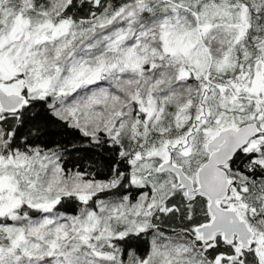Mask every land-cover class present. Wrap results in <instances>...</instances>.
I'll list each match as a JSON object with an SVG mask.
<instances>
[{
  "label": "snow or ice",
  "instance_id": "1",
  "mask_svg": "<svg viewBox=\"0 0 264 264\" xmlns=\"http://www.w3.org/2000/svg\"><path fill=\"white\" fill-rule=\"evenodd\" d=\"M0 264H264V0H0Z\"/></svg>",
  "mask_w": 264,
  "mask_h": 264
}]
</instances>
